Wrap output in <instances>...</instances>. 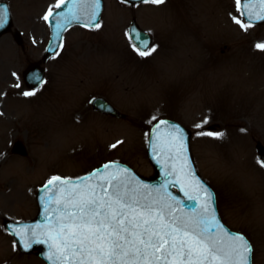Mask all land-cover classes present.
<instances>
[{"label":"rangeland","instance_id":"1","mask_svg":"<svg viewBox=\"0 0 264 264\" xmlns=\"http://www.w3.org/2000/svg\"><path fill=\"white\" fill-rule=\"evenodd\" d=\"M12 1L25 46L10 37L0 40V232L5 234L4 216L24 218L28 209L31 215L36 213L33 188L49 175L44 172L48 164L52 172L63 170L74 176L114 158L130 163L142 174H154L146 154L153 116H172L193 128L199 122L209 125L226 120L221 124L226 127L210 132L218 148L228 132L254 129L248 126L254 123L252 104L264 91V51L255 45L263 43L264 25L243 30L234 23L233 17L243 23L236 0H223L227 9L223 6L222 12L210 5L215 0H165L161 5L137 7L106 0L101 27L70 30L62 51L49 62L48 82L28 98L17 85L27 64L41 59L49 38L43 12L57 1ZM157 8H164L158 10L159 20L153 14ZM133 16L154 34L156 51L149 56H140L128 38ZM236 88L243 92L242 97ZM96 94L109 97L129 117L118 120L95 113L88 101ZM237 122L239 127L234 126ZM18 138L28 145L29 157L12 155ZM235 140L240 147L236 149L239 163H229L226 169L219 165L216 148H206V137L198 130L192 146L202 174L217 192L223 217L249 235L255 246L254 264H264L263 188L260 200L254 197L258 189L252 181L242 184L237 164L247 166L242 151L247 138ZM117 141L123 143L110 147ZM249 148L261 165L254 142ZM10 257L15 256L8 255L1 263L10 262ZM20 258L32 263L36 257L20 254ZM13 264L27 261L18 257Z\"/></svg>","mask_w":264,"mask_h":264},{"label":"snow or ice","instance_id":"2","mask_svg":"<svg viewBox=\"0 0 264 264\" xmlns=\"http://www.w3.org/2000/svg\"><path fill=\"white\" fill-rule=\"evenodd\" d=\"M142 3L161 5L165 0H142ZM238 11L247 15L249 23L233 17L243 30L251 27L253 19L264 20V0H259L262 11L248 12L247 0ZM70 5L66 11H53ZM101 0H57L42 19L54 29L51 44L52 58L63 47L62 33L73 22L98 29ZM10 22V9L0 3V29ZM131 40L140 56L156 51L148 39L136 33ZM255 48L264 51V43ZM37 84L42 77L34 75ZM24 96L35 92L26 91ZM156 120V117H152ZM168 127L167 156L163 161L161 184L149 186L137 180L119 165L103 166L89 177L77 180L51 177L44 185L41 200L45 212L44 224L12 228L22 247L47 244V259L54 264H253V246L243 235L232 233L218 217L215 192L196 180L185 156L182 130L167 121L155 124L156 135L150 143L158 148L159 129ZM208 133H201L206 135ZM222 135V134H221ZM123 141L110 147L116 148ZM160 163V161H158ZM179 165V166H178ZM264 167V162H261ZM92 181V182H90ZM195 184V195L189 191ZM178 188L184 199L174 196L169 189ZM37 229L44 239L38 238Z\"/></svg>","mask_w":264,"mask_h":264},{"label":"water","instance_id":"3","mask_svg":"<svg viewBox=\"0 0 264 264\" xmlns=\"http://www.w3.org/2000/svg\"><path fill=\"white\" fill-rule=\"evenodd\" d=\"M66 6V5H65ZM70 6V5H69ZM68 6V7H69ZM64 11V10H63ZM96 103H103V102H101L100 100H96L95 101ZM161 168V167H160ZM162 178H160L157 182H155V183H159V182H161L163 179H164V176H163V169H162ZM154 183V182H153ZM170 190V189H169ZM183 195V194H182ZM175 196V195H174ZM180 199H184V195L182 196V197H180ZM44 223H46V221H45V212H43V214H42V216H41V218H40V220L39 221H36V222H32V223H24V224H8V226H9V228H11V230H12V228H19V229H21V230H23L26 226H34V225H38V224H44ZM40 229H37V233H38V238H40V239H44L45 237L44 236H41L40 235ZM19 240V239H18ZM19 242H20V244H21V241L19 240ZM44 245V248H42V252H43V255L45 256V255H48L49 254V248H48V245L47 244H32L31 245V247H29L28 249H25L24 247H22V245H21V247L22 248H24V250H32V249H34V248H36V247H41V246H43Z\"/></svg>","mask_w":264,"mask_h":264}]
</instances>
